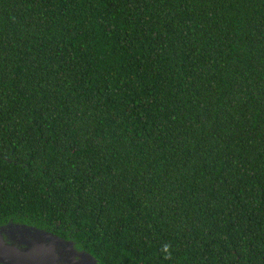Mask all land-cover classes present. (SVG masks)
<instances>
[{
  "label": "trees",
  "instance_id": "obj_1",
  "mask_svg": "<svg viewBox=\"0 0 264 264\" xmlns=\"http://www.w3.org/2000/svg\"><path fill=\"white\" fill-rule=\"evenodd\" d=\"M97 264H264V0H0V226Z\"/></svg>",
  "mask_w": 264,
  "mask_h": 264
},
{
  "label": "water",
  "instance_id": "obj_2",
  "mask_svg": "<svg viewBox=\"0 0 264 264\" xmlns=\"http://www.w3.org/2000/svg\"><path fill=\"white\" fill-rule=\"evenodd\" d=\"M18 226L27 230L31 240L27 247L19 250L12 244L3 241L7 226ZM66 255L63 263L61 256ZM0 261L3 264H97V260L89 253L76 252L70 242L55 234L32 225L9 221L0 226Z\"/></svg>",
  "mask_w": 264,
  "mask_h": 264
},
{
  "label": "flooded vegetation",
  "instance_id": "obj_3",
  "mask_svg": "<svg viewBox=\"0 0 264 264\" xmlns=\"http://www.w3.org/2000/svg\"><path fill=\"white\" fill-rule=\"evenodd\" d=\"M31 234L18 226L9 225L6 230H4V238L3 241L6 244H12L17 247L19 250H24L27 247V240H31L29 238ZM64 259H66V255L61 256V262L63 263ZM4 262L0 261V264Z\"/></svg>",
  "mask_w": 264,
  "mask_h": 264
}]
</instances>
